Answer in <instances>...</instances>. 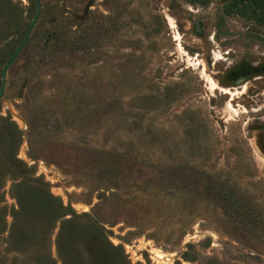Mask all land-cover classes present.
Listing matches in <instances>:
<instances>
[{
    "label": "rangeland",
    "instance_id": "1",
    "mask_svg": "<svg viewBox=\"0 0 264 264\" xmlns=\"http://www.w3.org/2000/svg\"><path fill=\"white\" fill-rule=\"evenodd\" d=\"M40 1L0 121L66 210L51 228L31 220L43 242L20 251L24 178L0 166V264H62L67 219L104 228L130 264H264V28L223 15L222 0ZM11 2L5 64L37 11Z\"/></svg>",
    "mask_w": 264,
    "mask_h": 264
},
{
    "label": "trees",
    "instance_id": "2",
    "mask_svg": "<svg viewBox=\"0 0 264 264\" xmlns=\"http://www.w3.org/2000/svg\"><path fill=\"white\" fill-rule=\"evenodd\" d=\"M12 0H0V18L7 21H17V9ZM220 12L225 16L236 15L254 21L264 28V0H222ZM4 25V24H3ZM2 28H0L1 30ZM5 64V56L0 65ZM21 141V132L14 123L7 119L0 121V146H5V162L0 166L8 167L15 175L24 178L23 183L15 186L19 202V210L14 212L13 243L19 245V250H25L27 242L41 240L45 232L35 229L31 220L39 221L49 228L55 221L63 217L65 207L54 197L48 185L40 179L31 178L32 170L17 158L16 152ZM4 173L0 169V181ZM3 214L0 212V225L3 224ZM37 225V223H34ZM30 225L28 229L27 226ZM57 249L62 264H130L122 248L113 245L108 232L101 226L91 222H81L67 219L63 222L57 238ZM38 264H57L49 256L40 255Z\"/></svg>",
    "mask_w": 264,
    "mask_h": 264
},
{
    "label": "water",
    "instance_id": "3",
    "mask_svg": "<svg viewBox=\"0 0 264 264\" xmlns=\"http://www.w3.org/2000/svg\"><path fill=\"white\" fill-rule=\"evenodd\" d=\"M36 5H37V11L36 14L33 18V21L26 33V35L24 36V38L22 39V41L20 42L19 46L17 47V49L15 50L14 54L12 55V57L10 58V60L5 64L3 72H2V78H1V89H0V100L3 99L5 92H6V88H7V84H8V71L11 68V66L14 64V62L17 60V58L19 57V55L21 54V52L23 51L24 47L26 46V43L28 42L31 34L33 33V30L39 20V17L41 15L42 12V4L40 0H33Z\"/></svg>",
    "mask_w": 264,
    "mask_h": 264
},
{
    "label": "bare ground",
    "instance_id": "4",
    "mask_svg": "<svg viewBox=\"0 0 264 264\" xmlns=\"http://www.w3.org/2000/svg\"><path fill=\"white\" fill-rule=\"evenodd\" d=\"M210 81H211V85H212V87L215 88V87H216V83H215L212 79H211Z\"/></svg>",
    "mask_w": 264,
    "mask_h": 264
}]
</instances>
